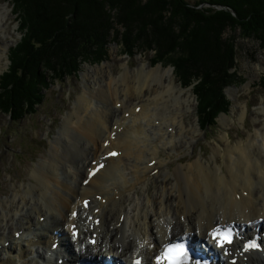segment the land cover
Returning a JSON list of instances; mask_svg holds the SVG:
<instances>
[{"label": "bare ground", "instance_id": "6f19581e", "mask_svg": "<svg viewBox=\"0 0 264 264\" xmlns=\"http://www.w3.org/2000/svg\"><path fill=\"white\" fill-rule=\"evenodd\" d=\"M0 10L1 37L6 8ZM7 50V44L0 49V68ZM159 68L126 67L119 77L109 70L105 80L93 71L92 83L35 167V183L0 203V263L9 241L23 264L29 255L37 264H115L117 258L122 264H164L156 257L176 239L202 242L214 257L211 264H230L232 257L209 240L212 228L234 223L239 239L261 234L264 240V121L243 143L214 153L221 165L190 157L188 165L170 171L162 154L191 150L201 133L182 115L189 99L174 85L172 70ZM259 113L264 117V109ZM219 123L225 126L227 117ZM225 138L231 141L228 133ZM114 150L117 157H108ZM94 162L103 167L84 185ZM241 244L228 247L237 264H264V247L246 252ZM76 248L85 250L86 261Z\"/></svg>", "mask_w": 264, "mask_h": 264}, {"label": "trees", "instance_id": "16d2710c", "mask_svg": "<svg viewBox=\"0 0 264 264\" xmlns=\"http://www.w3.org/2000/svg\"><path fill=\"white\" fill-rule=\"evenodd\" d=\"M11 2L21 38L0 76V114L15 122L35 112L43 88L74 75L85 61H103L115 32L125 54L139 44L154 52L155 64L172 66L181 84L192 85L200 128L210 129L229 107L223 90L233 78L235 32L264 49V0Z\"/></svg>", "mask_w": 264, "mask_h": 264}, {"label": "rangeland", "instance_id": "374dc122", "mask_svg": "<svg viewBox=\"0 0 264 264\" xmlns=\"http://www.w3.org/2000/svg\"><path fill=\"white\" fill-rule=\"evenodd\" d=\"M186 1L195 4L198 0ZM0 6V9L6 8L4 21L6 31L5 35L0 37V41L3 42H0V49L2 50L5 44L8 46V50L5 52L6 57L1 58V75L9 68L10 49L17 44L21 34L17 14H15L11 0H0ZM119 29L122 32L121 28L116 27V30ZM225 36H230V32ZM234 39L236 48L235 65L231 70L233 78L223 90L224 99L229 103V107L226 112L218 114L215 125H212L210 129L200 130L196 114L198 104L196 96L193 94L192 85L186 87L181 84L172 66L155 64L154 52L142 49L139 44L133 48L132 52L134 53L128 56L124 53L119 37L115 32L110 33L107 38L108 42L104 46L105 59L103 61H85L80 64L74 75L63 81H54L43 88L39 105L36 106L33 114L26 115L16 122L12 121L9 116L0 114V203L3 199L9 198L15 190L21 193L23 188L35 183L33 174L35 167L48 155L64 119L71 114L75 102L86 84L92 83L93 71L102 80H105L109 70L113 72L114 77H119L126 67L131 71L142 66L146 67V65L151 68L160 66L161 72L171 69L174 85L184 90L183 98L189 99V108L182 115L189 123L191 122L192 128L196 126L199 128L201 135L197 137L191 150L184 151L182 149L180 154H171L170 156L162 154L163 160L168 163L170 171L174 167L188 165L191 161H189L190 157L195 161L201 156L202 162H210L213 159L216 160V164L221 165V156L215 158L214 153L228 145L232 146L236 142L243 143L264 121V117L259 113L264 109V49L260 47L257 40L243 38L238 30L234 34ZM242 111H246V115L245 119L240 121L239 116ZM221 117H227L228 123L225 126L219 123ZM226 133L231 141L225 138ZM181 157L183 161L180 163L178 158L181 159ZM156 182L159 185L161 179H157ZM156 182L149 186L150 195L155 191ZM14 243V241L7 242L4 251H2L6 260L0 264H23V261L12 253V249L15 248ZM37 249L38 247H34V250ZM38 250L41 251L40 248ZM27 261V264L39 262L30 255ZM122 262L121 258H117L114 263L122 264Z\"/></svg>", "mask_w": 264, "mask_h": 264}, {"label": "snow or ice", "instance_id": "6c2138e0", "mask_svg": "<svg viewBox=\"0 0 264 264\" xmlns=\"http://www.w3.org/2000/svg\"><path fill=\"white\" fill-rule=\"evenodd\" d=\"M172 264H177V262L173 260V261H172Z\"/></svg>", "mask_w": 264, "mask_h": 264}]
</instances>
